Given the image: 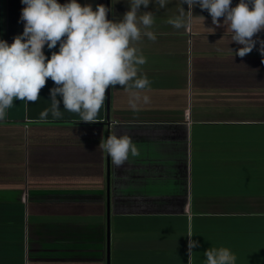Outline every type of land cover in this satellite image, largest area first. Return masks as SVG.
Returning a JSON list of instances; mask_svg holds the SVG:
<instances>
[{
    "label": "crops",
    "instance_id": "crops-1",
    "mask_svg": "<svg viewBox=\"0 0 264 264\" xmlns=\"http://www.w3.org/2000/svg\"><path fill=\"white\" fill-rule=\"evenodd\" d=\"M180 3L141 6L155 14L156 41L137 45L150 85L107 90L96 123L59 96L62 119L41 120L50 78L40 99L14 101L0 121V264H204L221 246L236 264H264V56L258 42L235 55L228 26L198 5L188 27L174 28ZM109 4L110 20L129 10L127 0ZM24 7L0 0V40L23 33ZM137 92L150 100L133 109ZM113 134L140 151L119 168L99 146Z\"/></svg>",
    "mask_w": 264,
    "mask_h": 264
},
{
    "label": "clouds",
    "instance_id": "clouds-1",
    "mask_svg": "<svg viewBox=\"0 0 264 264\" xmlns=\"http://www.w3.org/2000/svg\"><path fill=\"white\" fill-rule=\"evenodd\" d=\"M129 10L122 18L108 19L110 11L103 4L95 9L91 4L81 5L78 0L61 4L58 0H21L25 5L21 12L24 22L22 34L9 44L0 40V121H3L14 101L35 103L40 91L50 78L54 87L49 90L50 108L40 112V119H62L61 97L64 110L77 114L80 121L96 123L110 88L122 87L144 90L150 81L141 75L140 68L147 63L137 45L144 37L155 42L156 34L150 29L155 22L151 11L141 12V6L150 3L166 7V0H127ZM183 4H187L185 11ZM199 6L206 10L217 27L227 25L231 41L241 45L235 55L244 57L259 43L264 56V39L258 33L264 31V0H181L179 14L167 22L176 29L189 26L192 9ZM188 14L187 16L185 14ZM204 18V17H203ZM223 18V25L220 23ZM256 39H253V37ZM52 51L50 58L44 48ZM147 95L135 93L129 100L133 109ZM99 146L117 168L140 151L130 136L109 135ZM198 247V242L188 240V254ZM204 264H236L237 257L228 247H210L204 252Z\"/></svg>",
    "mask_w": 264,
    "mask_h": 264
},
{
    "label": "water",
    "instance_id": "water-1",
    "mask_svg": "<svg viewBox=\"0 0 264 264\" xmlns=\"http://www.w3.org/2000/svg\"><path fill=\"white\" fill-rule=\"evenodd\" d=\"M108 8L110 9V4H109V0H108ZM108 17H109V13H108Z\"/></svg>",
    "mask_w": 264,
    "mask_h": 264
}]
</instances>
